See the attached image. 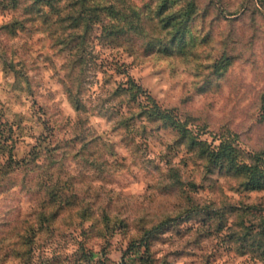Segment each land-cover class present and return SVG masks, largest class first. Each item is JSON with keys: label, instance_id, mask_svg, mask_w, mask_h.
<instances>
[{"label": "rangeland", "instance_id": "374dc122", "mask_svg": "<svg viewBox=\"0 0 264 264\" xmlns=\"http://www.w3.org/2000/svg\"><path fill=\"white\" fill-rule=\"evenodd\" d=\"M49 1L0 0V154L26 158L0 167V264H264L246 228L264 202V0ZM77 15L105 22L80 111L55 40ZM191 76L202 118L174 106ZM130 80L170 120L139 116Z\"/></svg>", "mask_w": 264, "mask_h": 264}, {"label": "trees", "instance_id": "16d2710c", "mask_svg": "<svg viewBox=\"0 0 264 264\" xmlns=\"http://www.w3.org/2000/svg\"><path fill=\"white\" fill-rule=\"evenodd\" d=\"M31 1H32V5H37L38 3L45 1L49 6V8L51 7V10H55L53 9L52 2H50L49 0H31ZM76 6L80 8L81 12H85L88 9L91 11L93 10L98 11L100 9H103L102 7H104L105 9L110 8L107 5L101 6L98 4V5L89 6L83 3L81 4L79 3ZM71 18L72 21L70 23V28H71L70 32H68L67 36L65 35L55 40L59 41V39L61 38L59 42L67 46L70 52L69 54L70 56L67 57V60H65L63 64H65L66 66L72 65L73 67L68 73H64L65 77L62 80V84L65 88L67 87L69 96L78 98L79 103L76 106V108L80 111L82 110L80 103L82 101L80 98V93L84 89V86L82 84L84 78V67L85 65H87L88 61L91 60V57H89L90 52L87 49L88 45H86V43L88 42L87 31L90 29V24L99 22V24L104 25L105 22L102 21V18L98 20H92L88 16L86 17V15H81V16L77 15L76 17H71ZM126 22L127 24L132 23V21L130 20H127ZM80 28H83V32L80 31ZM104 37L107 38V36L105 35ZM121 90L125 92L127 95L128 94L133 95L134 101L139 106V110H140L138 112L139 116H143L148 121H153V122L160 120L162 121L170 120V114L167 112V110L165 108H161V106L151 96L145 93L143 89H141V87L136 83H134L133 81L130 80L127 83L126 87H122ZM142 94L145 95L144 97L145 99L137 100L138 98L137 95H142ZM2 135L3 133L0 132V149L2 148L3 145H5L2 142L3 140ZM5 154L7 155L6 158L4 157L3 154L2 155L0 154V156L4 157V160L0 158V167L13 168L14 166L23 163L24 160L26 159L25 157L20 159H14L10 151ZM0 173H1V169H0ZM243 183L246 184L245 181ZM253 186L254 188H261L262 184L255 183ZM253 207L255 208V214H254L255 218L249 227H247L246 225V228L250 231V234L248 236H250V239L252 241V246L261 256H264V202H261ZM194 209L195 206L191 205V208H189L188 210L189 211L191 210L192 212ZM43 213L40 212L38 217L40 215H43ZM173 219H175V217L172 219H168L167 221ZM242 224H243L242 227L245 226V223ZM35 232L36 231L32 232L33 236ZM27 238H31V236ZM17 254H19L22 257V254L19 251Z\"/></svg>", "mask_w": 264, "mask_h": 264}, {"label": "clouds", "instance_id": "9594fccd", "mask_svg": "<svg viewBox=\"0 0 264 264\" xmlns=\"http://www.w3.org/2000/svg\"><path fill=\"white\" fill-rule=\"evenodd\" d=\"M133 2L137 5H139L140 0H133ZM240 0H237V6L239 5ZM139 11V7L136 9ZM214 58V57H213ZM202 63H212V60L208 61H202ZM3 74L0 73V84L3 83L2 80ZM200 85V80L197 79L194 76L187 78V87L184 89V92L181 93V95L184 97L183 102H180L179 99L175 103V107L183 112L185 114L184 118L187 119L188 117L191 118H197V117H203L204 114L207 112L208 109V100L206 97L201 96L198 94L197 89ZM88 97H91V103L88 105L89 111H93L96 108V105L101 103V100L97 97H102V94L99 92L97 88L90 87L87 90V94L84 97L85 100L88 99ZM2 98V96H0ZM223 101H221V104ZM16 111H22L20 109H16ZM159 115V114H158ZM215 132L216 129H213ZM12 192H5L0 193V201H3L5 199L6 195H11Z\"/></svg>", "mask_w": 264, "mask_h": 264}]
</instances>
